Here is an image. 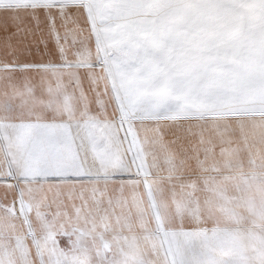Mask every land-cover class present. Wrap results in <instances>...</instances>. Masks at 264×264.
Returning a JSON list of instances; mask_svg holds the SVG:
<instances>
[{
  "label": "snow or ice",
  "instance_id": "6c2138e0",
  "mask_svg": "<svg viewBox=\"0 0 264 264\" xmlns=\"http://www.w3.org/2000/svg\"><path fill=\"white\" fill-rule=\"evenodd\" d=\"M0 264H264V0H0Z\"/></svg>",
  "mask_w": 264,
  "mask_h": 264
}]
</instances>
